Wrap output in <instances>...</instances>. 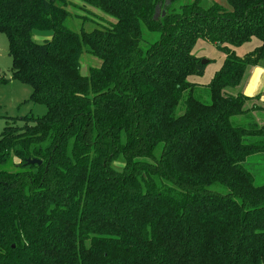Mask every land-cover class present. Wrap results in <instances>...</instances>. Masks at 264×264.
Instances as JSON below:
<instances>
[{
    "label": "trees",
    "instance_id": "1",
    "mask_svg": "<svg viewBox=\"0 0 264 264\" xmlns=\"http://www.w3.org/2000/svg\"><path fill=\"white\" fill-rule=\"evenodd\" d=\"M168 1L0 0L11 77L46 107L0 132V166L19 169L0 170V264H264L246 167L262 109L228 93L264 61V0ZM68 8L91 27L67 28ZM198 41L224 55L205 85L188 80ZM83 54L100 62L85 76Z\"/></svg>",
    "mask_w": 264,
    "mask_h": 264
},
{
    "label": "rangeland",
    "instance_id": "2",
    "mask_svg": "<svg viewBox=\"0 0 264 264\" xmlns=\"http://www.w3.org/2000/svg\"><path fill=\"white\" fill-rule=\"evenodd\" d=\"M71 1L77 3L78 0ZM183 2H185V0H179L173 4V7H177ZM219 2L222 3L221 0ZM89 10L106 20H112V18L103 15L97 10L90 8ZM68 11L72 16L65 22L67 28L73 31H79L91 27V23H85L80 17L84 16L81 11L73 8H68ZM51 37L52 33L50 31H34L33 33V40L36 43H43L46 40H50ZM144 38H146V36H144ZM244 48L245 47L235 49V53L240 56L241 53H244ZM193 53L196 57H200L202 60L207 61L205 64L206 69L202 76L190 77L188 80L190 82L205 85L210 81L213 73L220 68L224 55L215 46L203 41H198L196 43ZM99 65L100 62L90 56L83 54L80 57V73L82 76L87 75L88 67H98ZM259 66L264 70V61H261ZM256 91H259L260 96H250L252 100L248 102V106L255 105L262 109L259 113L255 112L252 114V116L258 124H264V83H262L260 88ZM228 93L234 95L242 93L245 95V89L243 85H241L237 88L228 90ZM30 94L31 87L28 84L12 79L11 59L8 55L7 39L3 34H0V132L5 125L11 124L12 119L16 122V126H20L23 123L21 118H37L46 113V107L43 104L30 101ZM121 163L120 161V164ZM15 164V159L11 157L7 164L0 166V170L10 173L17 172L19 169L16 168ZM246 167L253 174L255 184L259 185L264 183V155L251 157L246 161Z\"/></svg>",
    "mask_w": 264,
    "mask_h": 264
},
{
    "label": "crops",
    "instance_id": "3",
    "mask_svg": "<svg viewBox=\"0 0 264 264\" xmlns=\"http://www.w3.org/2000/svg\"><path fill=\"white\" fill-rule=\"evenodd\" d=\"M256 45H258V42L253 41L247 45L242 46V47H245L243 50L244 53H247ZM244 53H241V55H243ZM260 67L261 66H259V64H258L257 66L251 68L248 71V74H247L244 82L241 84V85H243V88L245 89V96H247V97L260 96L259 91H256L260 88L261 84L264 83V70H262V68H260Z\"/></svg>",
    "mask_w": 264,
    "mask_h": 264
},
{
    "label": "water",
    "instance_id": "4",
    "mask_svg": "<svg viewBox=\"0 0 264 264\" xmlns=\"http://www.w3.org/2000/svg\"><path fill=\"white\" fill-rule=\"evenodd\" d=\"M165 4L166 5H169V1L168 0H165ZM158 11L155 13V16L154 18H157L158 17ZM164 15V14H163ZM207 63L206 60H201V64L205 65ZM26 165H29V166H40L41 165V162L39 160H36V159H27L26 162H25Z\"/></svg>",
    "mask_w": 264,
    "mask_h": 264
}]
</instances>
